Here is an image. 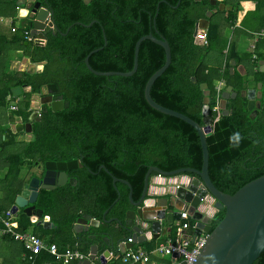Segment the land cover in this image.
<instances>
[{
	"label": "trees",
	"instance_id": "1",
	"mask_svg": "<svg viewBox=\"0 0 264 264\" xmlns=\"http://www.w3.org/2000/svg\"><path fill=\"white\" fill-rule=\"evenodd\" d=\"M35 1L49 12L53 26L40 32L43 45L29 42L23 46L22 38H14V35L7 43L20 51L12 60L26 57L29 63L44 62V65L40 72L33 74L3 70L0 109L10 103V88L28 87V92L21 93L15 111L26 122L31 112L28 109L31 96L40 95L47 85L55 87L63 107L56 112L49 109L41 112L37 121L30 122V139L23 141L19 151L3 158L5 172L0 208H10L14 197L34 176L18 178L23 166L34 168L45 161L77 160L81 168L68 171V181L63 186L38 190L34 211L40 212L41 218L48 217L51 228L43 229L41 225L30 223L29 218L18 210L16 231H28L45 243L54 244L58 251L76 249L86 255L94 246L100 255L109 247V241L127 237L125 230L131 226L127 222L132 221L135 211L127 199V186L116 182L112 187V178L126 181L131 199L136 202L148 167L164 172L180 168L200 169L201 150L196 132L178 119L153 111L143 99L146 80L164 61L159 46L147 40L140 43L136 71L129 77L95 76L84 65L85 56L97 50L87 60L93 71L128 72L132 67L134 44L146 34L164 38L170 52L168 67L149 90L151 100L157 105L201 125L203 95L198 89L199 84H206L209 109L215 104L212 80L221 78L223 84L230 86L236 94L234 99L225 102L227 114H220L211 125V134L205 138L207 175L214 188L231 195L264 174V76L261 72L246 70L240 76L226 68L219 78L206 70L204 59L218 38V25L211 22V17L207 19L204 46L194 44L192 34L195 23L204 18L205 12L215 8L208 0ZM10 2L13 7L18 6L17 0ZM221 13L226 21L233 18L229 11ZM90 22L93 23L88 26ZM253 55L252 60L249 56L250 65L256 68L257 62L264 60V38L254 42ZM225 57L227 61H239L233 44L228 46ZM249 74L255 82L262 83L258 106L251 111L246 109L245 98L240 97ZM191 78L195 79L194 84ZM14 135L10 132V139ZM8 144H12L11 140L0 136V146ZM99 166L104 169L98 170ZM154 176L151 173L148 181ZM1 210L0 214L7 209ZM222 216V209L214 212L210 229ZM82 217L98 224L74 233V224ZM0 238L2 242H14L7 236ZM49 259L38 254L34 264ZM53 261L52 264H56ZM252 264H264V250Z\"/></svg>",
	"mask_w": 264,
	"mask_h": 264
},
{
	"label": "water",
	"instance_id": "2",
	"mask_svg": "<svg viewBox=\"0 0 264 264\" xmlns=\"http://www.w3.org/2000/svg\"><path fill=\"white\" fill-rule=\"evenodd\" d=\"M27 4L18 11V18L26 20L27 27L31 30V35L36 32H42L46 28L52 29V22L49 19V12L40 7L39 2L35 0H25ZM198 1V0H194ZM220 3L217 8L205 12L204 18L198 20L193 28V36L197 30H206L207 19L217 10L222 9V0H208L210 6H215ZM21 4V3H19ZM22 5V4H21ZM157 10V7H156ZM152 20V24H153ZM93 22H90V26ZM80 25V24H78ZM149 41L159 46L164 55V61L160 68L153 72L146 80L143 86V99L147 106L153 111L178 119L190 126L197 134L199 146L201 150V165L199 170L190 168H180L168 172L159 170L156 167H148L143 176L142 189L140 196L136 202L131 199L130 186L126 181L111 179L112 187L116 182H120L127 186V199L131 206L135 208L132 224L134 227L131 230H125L128 235H132L131 240L134 242V237L149 232L156 234L163 225L167 228L179 219L180 212H185L192 227L191 241L202 234L205 235L204 243L199 250V253L192 264H252L253 261L264 250V174L247 182L233 194H224L214 188L207 175V150L205 138L211 134L210 118L208 117V92L206 84L201 83L198 89L202 92V107H201V125L190 120L186 116L166 109L153 102L149 96V90L153 82L166 70L170 62V52L167 42L162 37H153L151 34H146L139 37L133 47V59L131 70L125 73L121 72H96L88 65V57L96 52H89L83 59L86 69L95 76H120L129 77L136 71L138 47L142 41ZM43 41L39 40L36 45H42ZM26 45V43H24ZM103 46H105V38L103 36ZM100 49V48H99ZM44 62L37 64H28L24 70L27 74L40 72ZM259 72L264 74L263 62H259ZM191 83H195V79H190ZM53 85L46 86V93L54 92ZM12 97H18L21 94L19 87H12L9 90ZM236 94L232 92L230 86H225L220 92L219 106L221 115L227 114L224 110L225 102L229 99H234ZM240 97L246 100V109L251 111L254 107L255 90L245 89L240 92ZM40 104H50V111L56 112L61 110V101H50L49 96L40 98ZM37 121L36 113L32 111L27 122L14 126L16 132L23 131L26 134L30 133V122ZM41 166H35L37 174L30 177L23 185L20 193L14 197L13 204L9 208L11 213H16L21 210L22 213L29 218L30 223H35L36 226L41 225L44 229L51 228L48 217L41 218L40 212L34 211V202L37 197L38 190H53L63 186L67 181V172L76 168H81V164L77 160L62 161H45ZM104 169L99 166L98 170ZM151 173L156 176L171 178L178 176V180L171 184L162 195L159 202L153 200V206L146 208L145 201L148 191V177ZM186 173L191 174L186 175ZM161 201V202H160ZM223 210L221 220L213 229H210V220L214 212ZM212 210L214 212H212ZM41 218L40 220H38ZM88 221L89 226H97L98 222L88 217L80 221L83 225ZM78 222V220L76 221ZM132 231V233H131ZM155 237V236H154ZM121 241L118 240V242ZM112 242V241H109ZM132 244H129L131 247ZM95 247L92 246L87 259L77 262V264H89L90 260L104 264V259L108 256V250H104L100 256L95 257ZM171 264H185L183 261L176 262L174 256L170 257Z\"/></svg>",
	"mask_w": 264,
	"mask_h": 264
},
{
	"label": "crops",
	"instance_id": "3",
	"mask_svg": "<svg viewBox=\"0 0 264 264\" xmlns=\"http://www.w3.org/2000/svg\"><path fill=\"white\" fill-rule=\"evenodd\" d=\"M17 2L16 3L18 6L13 7V9L16 10L17 14H18V11L20 10V8L21 7L23 8L24 6L19 5L20 0H17ZM219 4L220 3L217 2L215 4V8H217V6ZM221 4H222V9L217 10L220 14V16L218 17L219 19L218 18L214 19L215 18L214 16L218 15L215 12V13L211 14V16H210L211 22L216 23L218 25V22L221 19L223 21L221 23V27L228 26V29L230 31H233V32H234L235 27H236V29L240 28L242 30V32H237V33H239L240 36H242L241 38H245L248 41L249 47L245 51V50L237 49V47L234 45L235 52L237 53V55L239 57L238 58L239 61H234V60L227 61L225 55L227 53L228 46L232 43H230L229 41H226L225 43H221L222 40H220V37L222 38L223 33L221 35L219 33V36H218V42L219 43L218 44L220 45V47L217 50H215L216 53H214V54L208 53L210 55V58L208 60H205L206 62H204V66H205L206 70H209V72H211L213 75L218 76L219 78H220V75L222 74V72L226 68L228 69V71L230 73L232 72V70H234L240 76L244 75L245 70L247 72H251V73L255 72V71L259 72V70H258L259 62L262 61L263 66H264V60H259L256 64V68H254L250 65L251 62L249 60V56L252 60V58L254 56L253 55V45H254V41H255V39L253 38V34L264 29V0H222ZM3 5L4 4H2L0 2V10L1 11L4 9ZM223 10L229 11L233 15V18L230 21L225 20L224 14L221 13ZM9 16H10V12L7 13V15H1L0 14V27L8 28V32H9V35H7V36H5L4 33L0 32V40L6 49V51L4 53H3V49L0 50V76H1V72L3 71V69H1L2 68L1 62H4V66L6 65V68L4 70H6V72H8V73L9 72L24 71L26 69L27 65L30 64L26 57H22L20 60H14V61L12 60L14 57L19 56L20 51L15 45H9L7 42L10 40V38H13V35H14V38L16 36H18V37L22 38V40L24 41L23 31H28L30 33L31 30H30V28L27 27L26 20L19 18L21 20V22H20L21 25L17 26V25H15V23H13L14 18H11ZM47 16H49V19H50V14ZM16 17L18 18V16H16ZM207 24H208V21H207ZM245 24H248L249 26H254V27H253V29H248L245 27L246 26ZM12 28H14L13 32H11ZM30 36H32L33 38H37L38 41L39 40L43 41V39L40 37V32H36L34 35H31V33H30ZM250 37H251V41L249 42L248 39ZM24 43H26V45H27V43H29V41L23 42V46H26V45H24ZM43 43H44V41H43ZM11 50H14L13 53H10ZM8 59H11V60H8ZM4 60H7V61H4ZM12 62L19 63L20 65L23 63V67H19L18 65L15 67H9V64ZM7 64H8V67H7ZM204 73H206V71H204ZM263 76H264V74H263ZM215 78H217V77H215ZM211 84H212V86L218 85V87L220 88V92L225 87L221 78L212 80ZM261 85H262V83L261 82H255L250 74L245 77L244 89H254L255 90L254 102H256V103H257L258 98H259ZM20 89H21V93H26L29 91L28 87H22ZM20 95L18 97H12L11 95L8 96L10 98L9 99L10 103L16 102L17 100L21 101ZM214 99H215V96H214ZM34 100L31 99L30 105L28 107V109L31 110V112L34 111L33 110L34 109L33 108V105H34L33 101ZM16 104H17V102H16ZM7 111L10 112L9 110H7ZM10 113H15V112H10ZM10 118H12V120H10ZM26 122H24L16 114L13 116L11 115V117L9 116L7 118V123H9V124H7V127L11 128L12 133H19V132L15 131L14 126L17 124H24ZM20 132H23V131H20ZM4 157H5V155L2 156L0 159V204L2 203L1 198H2V193H3V188H4V184L2 182V177H3L4 172H5V164L3 163ZM20 171L21 170H19V173H20ZM23 177H25L24 173L18 174V178L23 179ZM177 180H178V176L171 177V178H165V177H161V176L151 177V184H149V181H148V191H147L148 195L146 196L147 200L145 201V207L149 208V207L153 206V200L152 199H155L159 202V200L162 198V195L165 192V190H167L168 187L171 184L175 183ZM169 189H170V187H169ZM0 209H2L1 211H3L4 209H9V208L1 207ZM17 212H16V214H17ZM212 212H214V211L212 210ZM134 218H136V215H134ZM83 220H85V217L80 218L78 220V222H76L74 224V227H73L74 233L84 232L88 229V227H89L88 221L85 223V225H83L80 222ZM186 222L189 225V229L186 230L185 233L188 235H191L192 229H191L189 219ZM127 223L128 224L130 223V225H131L129 228V231H130L131 228L134 227V224H132L130 221H128ZM175 225L177 226L176 228H174ZM177 228H178V224L172 223L168 228L165 225H163L161 227V229L158 231V233H156V234L155 233L151 234L149 232H145L143 234V236L139 235L136 238L134 237V242L131 245V247L129 246V244L124 242L126 240V238H128L130 235H127V237L125 236L126 238L123 237L121 239V241H119V242L118 241L108 242L107 244L109 247L106 250H108L109 254L104 260L109 259L110 256H112L115 251L121 252L123 249L140 248L142 250H145L146 252H150L158 244L164 243L166 240H169L170 242H174V240L176 239ZM46 229H49V228H46ZM131 233H132V231H131ZM22 254H23V249L20 247V245L18 243H16V242H12V243L2 242V239L0 238V264H21ZM42 255H44V256L46 255L50 259L47 262L45 261L41 264H52L51 260L53 261V259L50 256H48L45 253H40V256H42ZM87 255L89 256V253ZM97 256H100V255H97V253L95 252V257H97ZM151 261L153 264H160L161 262H164V261H168V263L171 264L170 263V257H163V258L152 257ZM176 262H179V260ZM34 263H35V261L33 262V264ZM72 263L77 264V262H74V261L69 262L67 264H72ZM56 264H60V263L56 262ZM89 264H99V262L97 263V262L90 260Z\"/></svg>",
	"mask_w": 264,
	"mask_h": 264
},
{
	"label": "built area",
	"instance_id": "4",
	"mask_svg": "<svg viewBox=\"0 0 264 264\" xmlns=\"http://www.w3.org/2000/svg\"><path fill=\"white\" fill-rule=\"evenodd\" d=\"M13 31L14 28L11 29V32ZM253 35L255 41L264 38V29ZM23 39L24 41H29L33 44L39 42L37 38L30 36L28 31H23ZM193 42L196 45L204 46L206 44L205 30H197L193 36ZM252 59H254V56ZM213 88L215 92V104L210 109L208 108L210 127L217 121L221 114L219 106L220 88L218 85H214ZM16 102H18V100ZM8 110L10 112H15L17 106L15 104H10ZM38 116L39 114L36 113V117ZM15 219L16 213H11L9 209L0 214V236L10 237L14 242L20 245L23 249L22 261L26 262V264H33L34 257L42 252L60 264H67L73 261L81 262L82 260L87 259V254L84 255L76 249L58 251L54 244H47L28 231H16L14 227ZM186 221H188L186 213L180 212L179 219L176 222L178 228L176 230V239L174 242L166 240L164 243L158 244L150 252H146L140 248L123 249L121 252H115L109 259L104 260V264H153L151 261L152 257L163 258L171 256H174L176 261L179 260V262L183 261L185 264H192L204 243L205 235L202 234L191 241V235L185 233V231L189 229V225ZM124 242L127 244H133V241L129 237L126 238Z\"/></svg>",
	"mask_w": 264,
	"mask_h": 264
},
{
	"label": "rangeland",
	"instance_id": "5",
	"mask_svg": "<svg viewBox=\"0 0 264 264\" xmlns=\"http://www.w3.org/2000/svg\"><path fill=\"white\" fill-rule=\"evenodd\" d=\"M1 3H3V10L0 12L1 15H7V13L10 12V16L11 18H14L13 20V23H15V25H21L20 22L21 20L19 18H17V11L13 9V2L11 3L10 0H0ZM84 2H88V0H84ZM220 16V14L218 13V15H215L214 19L218 18ZM219 19V18H218ZM223 21L220 19V21L218 22V28H217V36H219V33L220 35L222 34V38L220 37V40H222L221 43H225L226 41H229L230 43H232L233 45H235L237 47V49H240V50H245L249 47L248 45V41L245 39V38H241L242 36H240L239 33L237 32H242V30L240 28L236 29V27L234 28V32L233 31H230L228 29V26H223L221 27V23ZM253 24V23H252ZM220 25V26H219ZM246 28L248 29H253L254 26H249L248 24H245ZM254 25V24H253ZM220 27V28H219ZM223 31V32H222ZM0 32L4 33L5 36L9 35V32H8V28H4V27H0ZM253 38H254V35H253ZM249 42L251 41V37L248 39ZM218 38L216 41H214L211 45V49L209 52V54H214L216 53L215 50H217L220 45L218 44ZM3 49V53L6 51L5 49V46L3 45V43L1 42L0 40V50ZM14 50H11L10 53H13ZM206 55L205 56V59H204V62H206L205 60H208L210 58V55ZM14 61V60H13ZM1 65H2V68L1 69H5L6 68V65L4 66V62H1ZM7 67H8V64H7ZM2 73V72H1ZM0 82H2V78L0 77ZM39 95H36V96H31V99H35L33 101V110H36L37 109V106H38V103H37V99H38ZM256 103V102H255ZM10 104H16V102H11L7 105V107H5L4 109H0V136L1 135H4L6 137V140H11V143L12 144H8V145H1L0 146V159L2 156L8 154V153H12V152H17L19 151V149H21L22 145H23V141H28L30 139V134H25L24 132H19V133H15L14 136H12V139H10V136H9V133L12 131L11 128L7 127V118L11 115H15V113H10L8 112V106ZM256 106H258V103H256ZM254 108V107H253ZM5 116V117H4ZM20 173H24V176L25 178L27 176H30V175H35L37 174L35 170V168H31V167H26V166H23L22 168H20ZM149 184H151V178L149 179ZM157 187V186H156ZM3 206H5L3 204ZM176 222H174L175 224ZM177 226L175 225L174 228H176Z\"/></svg>",
	"mask_w": 264,
	"mask_h": 264
},
{
	"label": "flooded vegetation",
	"instance_id": "6",
	"mask_svg": "<svg viewBox=\"0 0 264 264\" xmlns=\"http://www.w3.org/2000/svg\"><path fill=\"white\" fill-rule=\"evenodd\" d=\"M20 3H22V6H25L26 4H27V2L25 1V0H20ZM46 29H48V28H46ZM47 91H46V86L42 89V91L40 92V95H39V97H38V101H37V103H38V106H37V109L36 110H34V112L35 113H38V114H40L41 112H44V111H46L47 109H49L50 110V104L49 103H46V104H40V98H42V97H44V96H49L50 97V101H61V109H62V107H63V104H62V98L61 97H59V96H57L55 93H56V89L54 90V92H51V91H49L48 93H46ZM254 108H257V106H256V103L254 102ZM253 108V109H254ZM37 166V165H36ZM39 166H41L40 164H39ZM35 168V167H34Z\"/></svg>",
	"mask_w": 264,
	"mask_h": 264
},
{
	"label": "bare ground",
	"instance_id": "7",
	"mask_svg": "<svg viewBox=\"0 0 264 264\" xmlns=\"http://www.w3.org/2000/svg\"><path fill=\"white\" fill-rule=\"evenodd\" d=\"M19 66V67H23V63L20 65L19 63H14V62H12V63H10L9 64V67H15V66Z\"/></svg>",
	"mask_w": 264,
	"mask_h": 264
},
{
	"label": "clouds",
	"instance_id": "8",
	"mask_svg": "<svg viewBox=\"0 0 264 264\" xmlns=\"http://www.w3.org/2000/svg\"><path fill=\"white\" fill-rule=\"evenodd\" d=\"M236 139H237V140L239 139V135H238V134H236Z\"/></svg>",
	"mask_w": 264,
	"mask_h": 264
}]
</instances>
